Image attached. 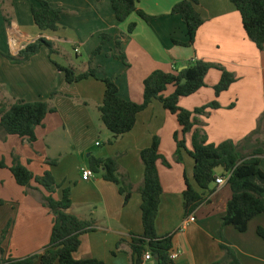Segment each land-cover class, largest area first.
Masks as SVG:
<instances>
[{
  "label": "crops",
  "instance_id": "crops-1",
  "mask_svg": "<svg viewBox=\"0 0 264 264\" xmlns=\"http://www.w3.org/2000/svg\"><path fill=\"white\" fill-rule=\"evenodd\" d=\"M63 9L56 32L41 31L35 24L32 8L35 0H0V50L14 56L39 39L53 43L55 54L48 50L32 58L26 65H12L0 55V105L9 109L16 100L49 103L56 112L48 114L36 129L37 140L0 135V160L11 167L17 157L36 177L50 172L60 189L53 195L62 198L63 190H71L72 207L68 213L90 222L94 232L81 236V246L74 254L77 260L99 259L107 264H133L132 238L142 236V196L145 169L143 150L154 139H160V154L168 163L158 167L163 194L156 220L159 237L173 236V250L178 252L175 264H218L225 261V242L233 249L241 264H264V213L249 223L241 233L233 226L222 227L232 191L226 183L191 216L185 217L183 192L186 180L194 189L193 133L186 136V150L177 160L175 133L177 118L153 101L137 116L135 128L118 138L106 128L100 108L106 86L100 79H111L126 101H144V82L156 71L174 73L185 69L190 60L221 65L236 76L231 88L216 98L214 87L221 79L219 70H210L205 88L181 98L179 106L194 111L217 100L220 109L198 115L196 129H203L209 144L225 141L240 144L255 134L253 142L264 143V51L248 38L242 17L231 0H198L197 11L204 20L192 46L178 43L189 41L188 28L172 9L182 0H139L137 7L151 17L149 22L133 13L119 22L111 0H46ZM135 24L132 32L129 28ZM112 39L105 42L103 36ZM177 42V43H176ZM102 47L90 62L94 51ZM79 49V54L75 53ZM123 58V60L120 59ZM56 62L70 67L77 74L89 69L99 79L90 78L68 84L65 73ZM174 92L169 87L167 94ZM53 93H58L52 98ZM234 104L233 108H230ZM99 144V145H98ZM91 158L118 159V177L132 185L128 204L119 186L103 179L102 173L89 182L81 179V171L90 168ZM100 169L103 166H99ZM260 167L264 172V156ZM223 169L216 170L223 177ZM30 191L19 186L10 169L0 170V217L14 218V260L41 254L50 244L54 215L43 205L44 188ZM6 208V210H4ZM193 217L195 221L189 219ZM10 218V219H11ZM3 226L0 228V230ZM222 232L223 240L220 238ZM40 264V261L36 262ZM59 264V263H56Z\"/></svg>",
  "mask_w": 264,
  "mask_h": 264
},
{
  "label": "trees",
  "instance_id": "trees-1",
  "mask_svg": "<svg viewBox=\"0 0 264 264\" xmlns=\"http://www.w3.org/2000/svg\"><path fill=\"white\" fill-rule=\"evenodd\" d=\"M39 7L32 8V16L36 26L43 32H56L63 14V9L53 7L46 0H35ZM116 18L119 22L126 21L133 13H137L142 19L149 22L151 17L137 4L139 0H111ZM242 17L244 30L248 38L262 52L264 51V0H231ZM198 0H182L172 9V14L180 15L187 25L189 41L178 43L184 46L194 45L199 29L204 20L197 11ZM135 24L129 31L132 32ZM104 35V43L111 40ZM177 43V42H176ZM43 48L48 50L50 58L56 53L52 42L39 39L29 44L16 56L3 53L12 65H26L33 57L37 56ZM102 47L94 51L90 62L100 54ZM121 60L123 58L120 57ZM60 72L65 73L68 84H75L90 78L99 79L97 71L89 69L83 74H77L74 69L64 67L54 62ZM219 70L221 79L214 87L216 98L227 92L236 82V76L218 64L202 60H190L185 64V69L174 73L156 71L144 82V101L141 104L126 101L119 95L117 84L111 79H100L106 86L103 105L100 108L102 121L106 128L116 139L131 132L137 122L139 113L146 110L153 101L163 104L165 110L177 118L179 131L175 133L177 144V160L180 161L182 150H186V136L193 133V151L189 155L194 159V180L198 190L194 189L186 177V188L183 192V206L185 217L191 216L208 198L215 193L216 170L223 169V177L230 175L228 185L232 191V197L227 204V214L222 219V227L233 226L241 233L248 230L249 223L256 216L264 213V172L260 167L261 157L264 156V145L253 142L252 134L240 144L233 141H225L219 145L209 144L208 136L203 129H196L199 124L196 116H207L209 110L220 109L217 100L194 111H188L179 106L181 98L190 97L207 86L206 77L210 70ZM173 87L174 92L167 94L168 88ZM58 93H53L54 98ZM234 104L230 106L233 108ZM56 112L49 103L16 100L8 109L5 104L0 105V135L18 136L26 138L30 143L37 140L36 129L42 126L50 113ZM261 121H264V115ZM160 139L155 138L152 145L143 150L141 159L145 169L144 183L140 189L142 196V223L144 234L132 238L133 264H142L147 252L152 254L149 264H175L171 259L173 250V236L159 237L156 231V220L159 214L163 187L159 172V161L168 164L160 154ZM99 166H103L100 169ZM169 166V165H167ZM10 169L17 184L30 191H39L32 187L36 183L44 188L48 195L42 194L43 205L49 208L54 215V225L50 244L41 254H35L20 260H2L0 264H107L99 259L77 260L74 254L81 246V236L94 232L90 222L82 221L75 215L68 213L72 207L71 190H63L62 198L56 200L54 194L60 189L53 175L47 172L43 177H36L27 167L22 165L17 157L14 158L11 167L5 161L0 160V170ZM90 168L95 173H102L104 180L119 186V192L124 196L125 204H128L133 195L132 185L121 181L118 177V159L91 158ZM4 202L0 201V205ZM258 234L264 239V229L260 228ZM220 238L223 240L222 232ZM221 248L226 252L225 261L218 264H241L235 251L224 243ZM4 250L1 248L0 255ZM158 257V258H156Z\"/></svg>",
  "mask_w": 264,
  "mask_h": 264
},
{
  "label": "rangeland",
  "instance_id": "rangeland-1",
  "mask_svg": "<svg viewBox=\"0 0 264 264\" xmlns=\"http://www.w3.org/2000/svg\"><path fill=\"white\" fill-rule=\"evenodd\" d=\"M262 145H264V143H262ZM4 210H6V208H4ZM10 218L4 213L0 217V228L3 226L0 230V243L1 248L4 250V254L0 255V259L2 260H14V258H16L14 257V234H12L14 230V218Z\"/></svg>",
  "mask_w": 264,
  "mask_h": 264
},
{
  "label": "built area",
  "instance_id": "built-area-1",
  "mask_svg": "<svg viewBox=\"0 0 264 264\" xmlns=\"http://www.w3.org/2000/svg\"><path fill=\"white\" fill-rule=\"evenodd\" d=\"M76 54H79V49L77 48L75 50ZM99 145V144H98ZM230 175H227L225 177H217L216 179V185L217 186H223L224 184L228 183V179H229ZM96 178V173L91 169V168H85L82 169L81 171V179L84 182H89L92 181L93 179ZM190 221H195V219L193 217H191L189 219ZM179 253L178 252H171V259L173 261H176L178 259ZM152 260V254L150 252H147L144 256V261L142 264H149Z\"/></svg>",
  "mask_w": 264,
  "mask_h": 264
},
{
  "label": "water",
  "instance_id": "water-1",
  "mask_svg": "<svg viewBox=\"0 0 264 264\" xmlns=\"http://www.w3.org/2000/svg\"><path fill=\"white\" fill-rule=\"evenodd\" d=\"M156 258H158V257H156Z\"/></svg>",
  "mask_w": 264,
  "mask_h": 264
}]
</instances>
